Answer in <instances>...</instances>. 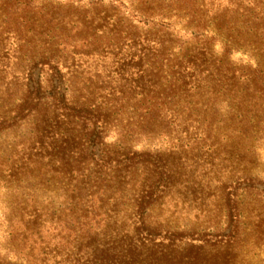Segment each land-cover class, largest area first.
<instances>
[{"label": "rangeland", "instance_id": "374dc122", "mask_svg": "<svg viewBox=\"0 0 264 264\" xmlns=\"http://www.w3.org/2000/svg\"><path fill=\"white\" fill-rule=\"evenodd\" d=\"M29 1L6 0L7 4L0 9V264H93L96 242L105 238L118 241L124 235H127L124 244L133 242L128 247H135L138 236L146 245L153 238L159 248L157 264H208L205 249L198 252L192 245L212 240L211 234L226 226L229 220L226 198L230 193L238 198L240 212L235 220L240 222L241 229L232 241L233 253L228 254L230 250L220 247L215 255L221 261L230 259L229 264H264V97L242 104L251 120L245 122L260 128V132L241 143L180 134L179 120L189 117L185 101L193 98V102H215L216 97L213 100L210 96L201 98L193 94L184 100L178 95L172 105L178 98L184 100L182 105H176L177 112H182L180 116H165L164 109L161 116L155 114L147 124L141 117L145 100L140 79L147 64L146 60L140 62V48L132 47L129 55V47L122 44L120 59L113 58L116 52L111 45L115 43L113 36L109 27L106 34L97 33L100 22L96 19L103 14L99 6L86 12L88 0H83L85 6L79 11L69 8L66 0H39L52 4L55 8L52 16L30 12L24 5ZM104 2L109 5L111 0ZM225 2L206 0L208 10L203 13L207 20H211L209 16L217 7L218 14L222 13ZM153 4L154 8L145 14L139 8L146 5L127 1L129 9L123 7L121 14L116 15L128 36L138 38L139 34L143 41L147 21H153L170 24L167 33L171 43L192 37L187 21L192 20L193 14L195 19L201 15L198 5L190 14L167 18L171 14L169 0H153ZM116 18L107 20L111 23ZM237 18L238 13L232 10L223 22ZM210 32L216 33L213 25ZM234 34L231 60L255 66V60L243 51L249 48L239 40L240 32L234 30ZM225 35L216 37L213 47L216 54L223 51ZM88 36L103 44V48H109L112 54L107 58H75V76L63 62L58 65L65 73L63 81L72 98L94 93L98 98L102 95L109 99L115 97L109 95L112 90L118 93L123 88L126 99L117 120L109 124L110 135L105 140L106 146H102L111 154L112 167L101 168L110 175L92 178L93 184L106 188L93 196L92 190L83 191L87 195L84 201L70 204L60 188L69 167L60 159L62 149L61 153L53 150L58 140L63 142L59 134L68 129V120L55 106L57 101L46 97L53 89L54 72L52 65L45 62L52 41L62 44L55 45L54 50L64 55L69 47L65 48V44H75L81 49L82 39ZM259 36L257 41H264ZM198 110L200 107L191 116ZM214 111L204 113L207 122H202L203 128L209 121L220 122L229 115L225 108ZM81 158V153L72 154L71 166H87L86 173L88 167L96 169L90 161L79 163ZM54 160H59L57 172L63 173L53 174L50 164ZM149 193H152L150 207L142 211L136 199ZM32 213L37 216H30ZM141 218L148 228H140L138 235L135 229L142 225Z\"/></svg>", "mask_w": 264, "mask_h": 264}, {"label": "trees", "instance_id": "16d2710c", "mask_svg": "<svg viewBox=\"0 0 264 264\" xmlns=\"http://www.w3.org/2000/svg\"><path fill=\"white\" fill-rule=\"evenodd\" d=\"M66 1L69 8L78 11L82 9V6H85L83 0ZM88 1L89 9L86 12L93 11L96 6H99L100 12L103 14L102 17L98 16V19H96L100 22L97 24V33L104 35L109 27V33L113 36L115 43L111 45L116 48L113 58L120 59L119 56L122 53L123 44L129 47V55H131L132 47L140 48V62L146 60L144 62L147 64L146 72L143 71L140 77L143 87L141 94L145 100L143 105L144 113L141 116L142 121H146L147 124L151 123L150 117L155 114L161 116L164 109L166 110L165 116H168V114L173 115L172 117L175 116V118L177 115L180 116L182 112H177L176 105H182L184 98L194 94L201 98L210 96L213 100L216 97L218 101L197 100V102H193L191 101L193 98H189L190 101L187 99L185 108L189 117L179 120V124L182 127L180 134H185L187 137H192L196 134V136L201 138L203 136L206 137L205 139L213 136L217 140L222 138L226 141L241 143L245 142L244 138H255L254 135L260 132V128L248 124L251 120L248 118L247 113L244 112L243 108L245 107L242 104H249V101L258 96L264 97V64H262V62L264 63V41L258 42L256 38L257 35H260L258 38L264 39V0H225L222 13L218 14L220 8L217 7L216 11L209 16L211 20H207L203 13V10H208L206 0H169L168 7L171 14H168L167 18L190 14L191 10L197 5L201 8V15L197 19L194 18L195 14H193V17L191 16L192 20L187 21V29L191 27L192 37L188 41H179L177 44L171 43L172 40L168 36L169 23L160 24L146 20L148 31L145 32L143 41L139 38V34L138 38H131L122 30V23L120 19L116 18V15L119 16L121 14L123 7L129 9L126 5L127 1H131V4L134 3L135 5H146L144 8L139 9L147 14V11L154 8L153 0H111L109 5L104 0ZM173 2L179 3H177V6H173ZM5 4L7 2L3 0L0 9ZM24 5L25 8L28 7L29 11L34 12V14L37 12L52 16V11L55 10L52 4H49V7V5L42 4L39 0H30ZM135 10H138V8H135ZM232 10L238 13V18L236 20H228L224 24L223 19ZM109 17H115L116 19L110 23L107 20ZM36 21L34 20L32 24L35 25ZM211 25H213L216 33L213 32L211 34ZM225 25H227L226 29ZM36 26L38 27V25ZM76 27L78 28V26ZM234 30L240 32L239 40L243 41V45L246 48H249V50L244 48L243 51H247L251 59L255 60V66L251 63L237 64L231 60V54L235 49L232 40L236 36ZM159 32L163 33V35L159 36ZM221 33L226 34L225 44L222 53L216 54L213 47L217 41L216 37ZM92 36L82 39L83 41L81 42L84 46L81 49L77 48L75 44H65V48L67 45L69 47L66 48L68 50L64 51V55L54 50L55 45L61 46L62 44L52 41L51 46L47 48L50 54L46 56L48 62H45L52 65L49 64L53 67L54 72L53 89L46 97L57 101L55 106L63 112L60 114L68 120V129L62 131L63 135L59 134L63 142L61 143L58 140L57 145L59 146L55 145L53 150L61 153L59 149H62L63 154L60 159H62L63 164L65 163V166L69 167L62 176L64 183L61 182L63 186H60V188H63V197L70 204L74 203V201L77 203L84 201L87 195L83 194V191L92 190L90 195L93 196L99 193L100 189L106 188V185L102 187L98 186L97 183L93 184L92 178L96 177L99 179L104 174L106 177L110 175L108 172H103L101 168V166L112 167V162H110L112 160L111 154L102 146H106L105 140L110 135L109 124L117 120V115L124 107L126 99L123 88L118 91L119 96H116L118 93L112 90L109 95H114L115 97L109 99L108 96L102 95L100 99L94 93L78 95L76 98H72L69 86H66V82L63 81L65 73L60 68H57L59 67L58 65L63 62V65H67L69 72L75 76L77 74L75 58H107V55L112 54V52H109V48H103V44L92 40ZM251 36L255 37V40H250ZM175 48L178 49V52L174 51ZM67 54H69L70 58H67ZM68 61L73 62L69 64ZM178 95L184 100L178 98L172 105V100L177 98ZM119 104L121 107L118 109ZM197 107H200L199 113L194 114V117H192L193 110L197 109ZM223 108L228 110L227 114L229 115L227 118L220 122L209 121L206 128L202 127V122H207V118L204 116L207 110L215 109L214 112H217ZM246 112H249V110H246ZM191 131H194V134L191 135ZM75 147L76 150L73 151ZM75 153L82 154V158L78 159L79 163H84L83 161L85 160L87 163L90 161L95 164L96 169L92 170L91 167H88V173H86L87 166L82 168L71 166L70 156ZM106 153H109V155L104 156L103 154ZM66 156L69 159H66ZM57 162L59 160H54L50 164L51 166L53 164V174L63 173V170L57 172ZM106 177L104 180H106ZM56 193L60 195L59 192ZM231 194L234 195V198H232ZM151 197L152 193L140 195L136 199L138 201L137 207L142 209V211L148 209ZM238 205L236 194H228L226 206L229 220H227L226 226L211 234L212 240L215 239V241L203 240L200 244L192 245L194 248L197 247L198 252L205 249L206 254L202 252L208 264H229L231 262L230 259L226 261L219 260L215 252H218L220 247L230 250L228 254L234 251L232 241L236 239L241 229L240 222L235 220L238 212H240ZM30 216H37V214L32 213ZM141 224L135 229L138 235H140V228H148L143 218H141ZM125 233L128 234L130 232L125 230ZM147 234L151 235L150 232ZM126 236L124 235L123 238ZM123 238L118 241L115 239L107 241L105 238L96 242L94 248L95 262L93 264H157L159 262V248H157L158 244L153 238H149L148 245H146L138 236L135 247H128L133 242L126 245L123 242ZM204 241L206 242L204 243ZM147 246L152 248H146ZM207 247L208 250H206Z\"/></svg>", "mask_w": 264, "mask_h": 264}]
</instances>
